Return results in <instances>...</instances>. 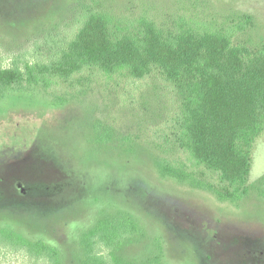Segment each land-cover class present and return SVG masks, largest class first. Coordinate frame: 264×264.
I'll return each mask as SVG.
<instances>
[{"label":"rangeland","instance_id":"rangeland-1","mask_svg":"<svg viewBox=\"0 0 264 264\" xmlns=\"http://www.w3.org/2000/svg\"><path fill=\"white\" fill-rule=\"evenodd\" d=\"M83 8L104 15L112 37L149 24L171 44L209 33L252 52L264 43V0H0V63L21 64L35 39L69 29ZM187 97L158 73L0 94V230L81 264V234L123 212L139 226L114 253L125 263L160 252L162 264H264V128L251 146L249 195L236 204L157 174L159 162L204 172L178 145ZM0 264L35 262L0 246Z\"/></svg>","mask_w":264,"mask_h":264},{"label":"trees","instance_id":"trees-1","mask_svg":"<svg viewBox=\"0 0 264 264\" xmlns=\"http://www.w3.org/2000/svg\"><path fill=\"white\" fill-rule=\"evenodd\" d=\"M78 13L69 29L35 39L21 64L0 63V94L55 81L72 84L89 74L143 81L158 73L164 82L188 93L175 120L178 145L204 171L159 162L158 176L223 203L248 197L251 146L264 128V43L252 52L236 49L224 35L209 33L200 38L186 35L171 44L149 24L136 35L112 37L100 12L83 8ZM52 106L62 105L53 101ZM138 229L137 221L123 212L99 220L79 238L81 264H130L114 253ZM0 246L20 250L35 264H61L57 249L12 231L0 230ZM147 264H162L161 253Z\"/></svg>","mask_w":264,"mask_h":264}]
</instances>
